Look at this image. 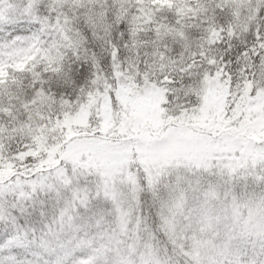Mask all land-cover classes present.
Masks as SVG:
<instances>
[{"label": "snow or ice", "instance_id": "snow-or-ice-1", "mask_svg": "<svg viewBox=\"0 0 264 264\" xmlns=\"http://www.w3.org/2000/svg\"><path fill=\"white\" fill-rule=\"evenodd\" d=\"M0 264H264V0H0Z\"/></svg>", "mask_w": 264, "mask_h": 264}]
</instances>
